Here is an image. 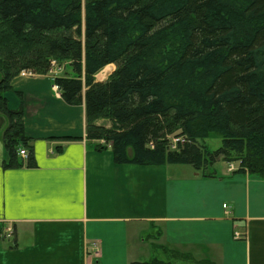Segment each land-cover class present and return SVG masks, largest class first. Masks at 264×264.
I'll list each match as a JSON object with an SVG mask.
<instances>
[{
  "label": "trees",
  "instance_id": "obj_1",
  "mask_svg": "<svg viewBox=\"0 0 264 264\" xmlns=\"http://www.w3.org/2000/svg\"><path fill=\"white\" fill-rule=\"evenodd\" d=\"M53 61L69 63L73 76L55 79L61 97L85 103L87 137L110 144L115 163L212 177L222 160L264 179V0H0L8 167L31 141L22 105L6 96L11 82L22 71L48 75ZM108 65L115 71L97 81ZM212 134L222 139L214 151ZM175 135L186 142L171 150Z\"/></svg>",
  "mask_w": 264,
  "mask_h": 264
},
{
  "label": "crops",
  "instance_id": "obj_2",
  "mask_svg": "<svg viewBox=\"0 0 264 264\" xmlns=\"http://www.w3.org/2000/svg\"><path fill=\"white\" fill-rule=\"evenodd\" d=\"M11 87L31 141L8 167L0 116V264H264V179L222 160L212 177L189 165L117 164L110 144L87 137L85 103L67 104L50 75Z\"/></svg>",
  "mask_w": 264,
  "mask_h": 264
},
{
  "label": "rangeland",
  "instance_id": "obj_3",
  "mask_svg": "<svg viewBox=\"0 0 264 264\" xmlns=\"http://www.w3.org/2000/svg\"><path fill=\"white\" fill-rule=\"evenodd\" d=\"M57 71H58V75H63L65 72L68 73L70 76H73V73L71 72V69L69 67V63H66V62H63V63H57ZM112 68H105L102 72H100L98 75H97V80L98 81H101V82H104L107 75L109 76V73L111 72ZM105 76V77H104ZM2 78V76L0 75V79ZM4 92V91H3ZM1 92V95L0 97L2 96V93ZM0 116H1V120H2V123H4V127H7V128H4V129H8V124H9V121L7 119V117L5 115H3L2 113H0ZM2 134V130L0 131V135ZM175 137H180V138H184L186 139V137L184 136H180V135H175ZM208 147L210 148V150H217L221 144H222V139L218 136V135H215V134H212L209 139L206 141ZM25 149V148H24ZM14 235V233H13ZM143 259L142 260H147V257H142ZM160 259H163L165 261H170L171 259L167 256H164V255H160L159 256ZM173 263L174 264H194L193 262H190V261H185V260H178L177 258H174L173 259Z\"/></svg>",
  "mask_w": 264,
  "mask_h": 264
},
{
  "label": "built area",
  "instance_id": "obj_4",
  "mask_svg": "<svg viewBox=\"0 0 264 264\" xmlns=\"http://www.w3.org/2000/svg\"><path fill=\"white\" fill-rule=\"evenodd\" d=\"M55 63H53V65H54ZM22 76H29V75H32L31 73H29V72H22V74H21ZM54 90L55 91H58L59 90V87L57 86V85H55L54 86ZM186 142V139H184V138H180V137H175V138H173V139H171L170 140V142H169V146H170V148L171 149H173V150H175L176 148H177V146H178V144H184ZM26 152L25 151H21V155L22 156H26ZM234 168H233V165H230L229 166V170L231 171V170H233ZM223 208L224 209H226L227 210V208H228V206L227 205H224L223 206ZM228 213V212H227ZM5 236L7 237V238H10L11 236H12V229L11 228H8V229H6V233H5ZM236 237L237 238H240L241 237V235L239 234V233H236Z\"/></svg>",
  "mask_w": 264,
  "mask_h": 264
},
{
  "label": "bare ground",
  "instance_id": "obj_5",
  "mask_svg": "<svg viewBox=\"0 0 264 264\" xmlns=\"http://www.w3.org/2000/svg\"><path fill=\"white\" fill-rule=\"evenodd\" d=\"M105 77V76H104Z\"/></svg>",
  "mask_w": 264,
  "mask_h": 264
}]
</instances>
